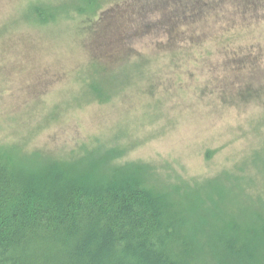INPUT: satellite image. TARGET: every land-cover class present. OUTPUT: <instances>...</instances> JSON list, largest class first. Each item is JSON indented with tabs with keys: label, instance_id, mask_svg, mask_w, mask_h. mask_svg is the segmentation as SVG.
Listing matches in <instances>:
<instances>
[{
	"label": "rangeland",
	"instance_id": "rangeland-1",
	"mask_svg": "<svg viewBox=\"0 0 264 264\" xmlns=\"http://www.w3.org/2000/svg\"><path fill=\"white\" fill-rule=\"evenodd\" d=\"M90 1L0 0V144L263 211L264 0Z\"/></svg>",
	"mask_w": 264,
	"mask_h": 264
},
{
	"label": "trees",
	"instance_id": "trees-1",
	"mask_svg": "<svg viewBox=\"0 0 264 264\" xmlns=\"http://www.w3.org/2000/svg\"><path fill=\"white\" fill-rule=\"evenodd\" d=\"M102 151L0 144V264H264V210L222 204L213 181L164 192L146 166Z\"/></svg>",
	"mask_w": 264,
	"mask_h": 264
}]
</instances>
